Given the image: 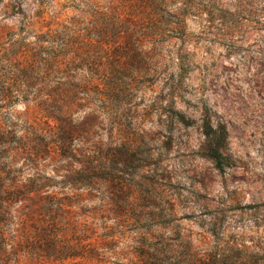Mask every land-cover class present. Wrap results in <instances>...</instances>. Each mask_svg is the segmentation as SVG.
Instances as JSON below:
<instances>
[{"label":"rangeland","instance_id":"1","mask_svg":"<svg viewBox=\"0 0 264 264\" xmlns=\"http://www.w3.org/2000/svg\"><path fill=\"white\" fill-rule=\"evenodd\" d=\"M72 1L0 0V264H264V0H167L189 10L164 17L181 33L124 101L126 138L74 121L73 155L122 145L125 178L94 190L66 183L76 161L33 166L19 145L56 85L38 38L90 5Z\"/></svg>","mask_w":264,"mask_h":264},{"label":"trees","instance_id":"2","mask_svg":"<svg viewBox=\"0 0 264 264\" xmlns=\"http://www.w3.org/2000/svg\"><path fill=\"white\" fill-rule=\"evenodd\" d=\"M72 2L77 8L80 2L90 5L79 9L83 15L73 17L59 28L46 25L47 30L38 38L40 53L36 60L42 66L45 80L55 79L56 85L46 84L41 91L39 102L33 105L34 117L24 121L27 131L19 145L33 166L65 158L76 161L79 168L68 170L69 175L64 176L66 183L75 189L94 190L109 180L125 178L118 170L110 173L121 163L118 153L122 145L116 148L99 145L73 155L70 146L77 139L76 117L84 113L88 125L108 126L110 134L126 138L122 119L124 101L138 92V83L153 82L160 76L156 64L155 69L150 67L154 50L168 35L181 33L169 29L170 23L164 17L168 13L184 23L180 18L189 9L175 16L166 11L167 0ZM182 2L188 8L186 0ZM36 64L33 61V66ZM128 136L131 145L133 135ZM214 156L222 158L219 149Z\"/></svg>","mask_w":264,"mask_h":264}]
</instances>
